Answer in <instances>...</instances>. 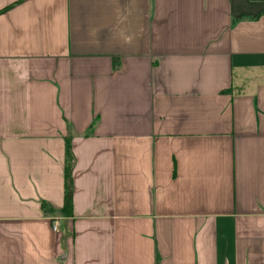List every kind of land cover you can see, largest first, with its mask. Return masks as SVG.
Returning a JSON list of instances; mask_svg holds the SVG:
<instances>
[{
  "label": "crops",
  "instance_id": "crops-1",
  "mask_svg": "<svg viewBox=\"0 0 264 264\" xmlns=\"http://www.w3.org/2000/svg\"><path fill=\"white\" fill-rule=\"evenodd\" d=\"M0 264H264V0H0Z\"/></svg>",
  "mask_w": 264,
  "mask_h": 264
},
{
  "label": "trees",
  "instance_id": "trees-1",
  "mask_svg": "<svg viewBox=\"0 0 264 264\" xmlns=\"http://www.w3.org/2000/svg\"><path fill=\"white\" fill-rule=\"evenodd\" d=\"M67 167H66V195L64 211L70 213L73 205V181H72V167L74 164V155L71 152L70 146L67 149Z\"/></svg>",
  "mask_w": 264,
  "mask_h": 264
},
{
  "label": "built area",
  "instance_id": "built-area-1",
  "mask_svg": "<svg viewBox=\"0 0 264 264\" xmlns=\"http://www.w3.org/2000/svg\"><path fill=\"white\" fill-rule=\"evenodd\" d=\"M53 229L57 231L59 229V222L57 220L53 221Z\"/></svg>",
  "mask_w": 264,
  "mask_h": 264
}]
</instances>
